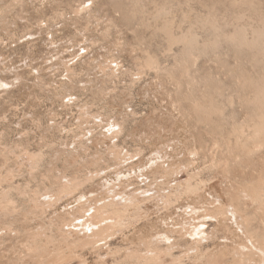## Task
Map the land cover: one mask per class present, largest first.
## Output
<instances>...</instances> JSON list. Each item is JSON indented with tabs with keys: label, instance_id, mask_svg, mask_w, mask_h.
I'll use <instances>...</instances> for the list:
<instances>
[{
	"label": "rangeland",
	"instance_id": "rangeland-1",
	"mask_svg": "<svg viewBox=\"0 0 264 264\" xmlns=\"http://www.w3.org/2000/svg\"><path fill=\"white\" fill-rule=\"evenodd\" d=\"M162 25L174 39L196 36L184 69L183 45ZM240 28L251 42L241 48L230 39ZM261 31L264 0H0V264H138L133 253L165 249L154 243L165 233L177 246L160 264H243L245 236L223 216L207 220L210 240L188 232L194 207L203 215L234 199L264 238V204L248 190L264 189V138H250L264 109ZM186 180L198 193L171 204L155 193ZM143 190L157 214L106 242L66 226L114 192Z\"/></svg>",
	"mask_w": 264,
	"mask_h": 264
},
{
	"label": "bare ground",
	"instance_id": "bare-ground-1",
	"mask_svg": "<svg viewBox=\"0 0 264 264\" xmlns=\"http://www.w3.org/2000/svg\"><path fill=\"white\" fill-rule=\"evenodd\" d=\"M237 1V0H236ZM239 1V0H238ZM163 10V9H162ZM161 11V9L159 10ZM158 13V11H157ZM161 13V12H160ZM159 14V13H158ZM127 15V14H126ZM162 16V15H160ZM127 17V16H126ZM158 17V15L156 16V18ZM251 18V17H250ZM263 19V18H262ZM260 20V19H259ZM209 21V19L207 20ZM171 24V23H170ZM207 24V23H205ZM203 24V25H205ZM163 26V25H162ZM172 26V25H170ZM206 26V25H205ZM214 27V25H213ZM211 27V29L213 28ZM218 28V27H217ZM163 30L165 31L164 29V26H163ZM189 30V29H188ZM188 30H187V33H188ZM213 30V29H212ZM238 30V29H237ZM167 31V33H166ZM166 31L165 33L166 34H171V33H168L170 30H169V26L167 27L166 26ZM191 31V30H190ZM218 31V30H217ZM239 33H236L237 31L234 32L235 35H231V38L232 40L236 41V44L240 45V48H241V45L244 46V44L248 45L249 43H247V40L245 39V37H243L242 33L243 31H241V28L239 29ZM246 31V30H244ZM214 33V31H213ZM253 33V32H252ZM183 34V33H181ZM258 34H260L258 32ZM261 34L262 31H261ZM167 35L168 36V39L170 37V40L172 41V43L174 42H180L182 43L183 45V48L181 50V59L183 61V65H182V68L184 65V63H187L189 61V59H191V57H193V51L196 49L195 46L196 42H195V37H194V34L191 32H189L188 34H184V35H181L178 37V39H176L177 37H175V39L172 37V35ZM245 35V34H244ZM264 35V34H263ZM228 36V35H227ZM230 36V35H229ZM258 36V35H257ZM262 36V35H261ZM173 39H172V38ZM220 37V36H219ZM216 36V38H219ZM225 37V36H223ZM260 36H258L259 38ZM264 37V36H263ZM215 38V41H217ZM221 39V38H219ZM228 39V37L226 38ZM225 39V40H226ZM169 40V41H170ZM261 39L259 38V41ZM171 41L169 43H171ZM214 41V42H215ZM227 41V40H226ZM258 41V43H259ZM263 41V40H262ZM198 42V41H197ZM208 43V41H207ZM205 43L204 41V44H207ZM210 43H212L210 41ZM231 43V42H230ZM261 43V41H260ZM216 44V43H215ZM234 44V43H233ZM202 45V44H201ZM214 45V44H213ZM212 45V47H214ZM235 45V46H237ZM238 45V46H239ZM210 46V45H208ZM232 46V45H231ZM199 48V47H198ZM234 48V47H233ZM236 48V47H235ZM200 49V48H199ZM232 49V47H231ZM238 49V48H237ZM243 50V49H242ZM241 50V51H242ZM197 51V50H196ZM203 51V50H202ZM201 51V52H202ZM239 51V52H241ZM200 52V51H199ZM238 52V50H237ZM238 52V53H239ZM205 53V51H204ZM242 54V53H240ZM177 55H180V54H177ZM180 57V56H179ZM148 65H152L155 64V60H152L153 58H150L148 57ZM174 58H175V55H174ZM195 58V57H193ZM180 59V60H181ZM196 59V58H195ZM147 60V59H146ZM175 60V59H174ZM177 60V59H176ZM179 60V61H180ZM178 61V63H179ZM192 62H193V59H192ZM192 62H190L192 64ZM177 63V62H176ZM181 63H179L181 65ZM188 65V64H187ZM177 66V65H176ZM181 67V66H180ZM185 67V66H184ZM184 69V68H183ZM172 71V70H171ZM180 71V70H179ZM178 71V72H179ZM182 71V69H181ZM170 72V71H169ZM185 72V71H184ZM172 73V72H171ZM186 73V72H185ZM172 75V74H171ZM264 82V80H262ZM261 81V82H262ZM245 83V82H244ZM258 83V81H257ZM213 84V82H212ZM215 85V83H214ZM256 85V83L254 84ZM262 86V85H261ZM246 87V86H245ZM260 88L259 92L262 91L261 90V87H258ZM244 89V88H243ZM192 90V89H191ZM263 93V92H261ZM193 94V93H191ZM247 95V94H246ZM263 95V94H262ZM188 96V95H187ZM191 96V95H190ZM189 96V97H190ZM249 96V95H248ZM184 97V95H183ZM247 97V96H246ZM252 97V96H251ZM249 97V98H251ZM257 97V96H255ZM253 97V98H255ZM185 99V98H184ZM191 99V98H190ZM256 99V98H255ZM258 99V98H257ZM256 99V100H257ZM259 99H263V96L262 98H259ZM258 99V100H259ZM246 100V99H245ZM252 101V100H251ZM264 101V100H263ZM244 102V101H243ZM247 102V101H246ZM245 103V102H244ZM253 103V101H252ZM258 103V102H257ZM261 103H263L261 101ZM195 104V103H194ZM249 104L251 103H248V107H249ZM255 104V103H254ZM260 104V103H259ZM252 105V104H251ZM258 105V104H256ZM254 106V105H253ZM252 106V107H253ZM197 107V106H196ZM211 107V106H210ZM259 107V106H258ZM255 108V106H254ZM253 108V109H254ZM257 108V107H256ZM262 108V109H260ZM207 109V108H206ZM211 109V108H210ZM247 109V108H246ZM252 109V111H253ZM258 109V112L255 116L259 117L260 121L258 123H255V125L253 126V129H252V132L250 133V138L254 139V140H259L261 141L262 139L261 138H264V109H263V106L262 107H259ZM194 110V109H193ZM212 110V109H211ZM249 110V109H248ZM255 110V109H254ZM251 111V113H252ZM196 112V111H195ZM197 114V113H196ZM202 114V113H201ZM199 113V116L201 115ZM210 114V113H209ZM254 114V113H253ZM203 115V114H202ZM198 116V115H197ZM204 118V117H203ZM206 118V117H205ZM204 118V119H205ZM250 128V127H249ZM252 128V127H251ZM250 128V130H251ZM243 128L239 129V131H237L238 133L239 132H243ZM249 131V130H248ZM250 132V131H249ZM117 133V132H116ZM244 133V132H243ZM242 133V134H243ZM118 134V133H117ZM246 135V133H245ZM249 135V134H248ZM240 137V136H239ZM246 138V137H245ZM238 140V139H237ZM240 140V139H239ZM242 140V139H241ZM256 140V141H257ZM251 141V140H249ZM238 143V142H237ZM243 145V144H242ZM35 155V154H34ZM32 155V156H34ZM38 155V154H37ZM122 155V154H121ZM40 154L38 156H34L32 157L31 159L34 161V164L37 165L38 161H40ZM120 156V155H119ZM30 159V158H28ZM122 159V158H121ZM126 159V158H125ZM124 161V160H123ZM119 162V161H118ZM121 162V161H120ZM122 163V162H121ZM33 164V162H32ZM38 166V165H37ZM173 174H175L174 171H165V173L163 174V177L166 178V179H169L170 177L173 176ZM190 179H192L194 177V175H190ZM196 176V175H195ZM75 181V180H74ZM80 181V180H78ZM78 181H75V182H70L71 184H64L63 187L60 186V190L58 191V194L60 195H65L66 193H71L73 192L74 190H76L79 186H80V182ZM192 181V180H191ZM190 180H186L184 182H178V183H175L174 185H170V182H168V188L167 189H163V191H160L159 189L155 192V193H158L159 196L161 195L162 197V200H163V203H167V204H171L173 201L177 202L178 198L181 197V194L182 193H185V194H196L198 193L199 191V183H197L196 185H193V183L191 182ZM64 183V182H63ZM241 183V182H240ZM239 183V184H240ZM242 184V183H241ZM249 185V184H248ZM254 185V184H253ZM253 185H252V188H253ZM247 186V184H246ZM256 186H259V185H256ZM263 186V185H262ZM248 187V186H247ZM244 188V187H243ZM246 188V187H245ZM244 188V189H245ZM249 188V187H248ZM251 188V189H252ZM255 188V189H254ZM254 192L253 189L252 191L250 189H248L252 194L253 198L251 197L250 195V198H252L253 202L252 203H255L254 201H256L257 203L255 204H264V189H257L255 186H254ZM244 189H241L243 192H244ZM247 189V188H246ZM240 190V191H241ZM255 190H258L260 191V193H256ZM149 190H143L141 192H139L140 194H137V193H126V192H114L111 200L109 201H104V202H100L98 204H95L94 206L92 207H88L86 209H83V213L80 217H77V218H73L71 220V223H69V225L65 224L66 226H69V227H72V229H74L73 231L76 232L78 234V236H81L82 235V239H84L85 241H87L88 243H92V244H97V243H100L101 241H105L112 237L115 233H117L118 231H121L123 230L125 227L127 228V225L129 223H137L139 221H144V220H148V218H150L152 215L154 214H157L158 212V208L157 206L156 207H153L154 205H150L149 206H146L145 201L147 200H150L151 199L153 200V197H155L153 194L152 196H149L147 195V192ZM246 191V190H245ZM243 192H240V193H243ZM247 193H249L248 191H246ZM245 192V193H246ZM246 193V195H247ZM259 194V195H258ZM140 195V196H139ZM157 195V194H155ZM241 195V194H239ZM238 195V196H239ZM249 195V194H248ZM237 196V198L239 199V197ZM152 197V198H151ZM245 197H248V196H245ZM245 197H241L242 200L243 198ZM240 198V199H241ZM156 199V198H155ZM157 199H158V195H157ZM156 199V200H157ZM7 200H8V192L7 193H4L1 195V198H0V201L1 203H7ZM80 200V199H79ZM145 200V201H144ZM159 200V199H158ZM234 200V199H233ZM233 200H231V202L228 204V205H219L218 207H216L215 205V209L214 211H211V213H209V210L207 209H204L205 211L203 212L204 214L200 215V212L199 210L195 209V207L192 209L193 212L191 213L193 215V217L196 219L197 222H195L194 224L193 223H190V224H193V226L191 227L190 231H186L188 232V237L191 238V242L192 243H195V244H201L202 241L204 240H207L209 238V233L207 232L208 230V227H206V222L207 220H210V221H214L215 220V223L217 222V224H219V217L223 216V218H225L227 224L231 225V226H235L236 228V231L235 232H240L243 236H245V242L244 244H241L239 245V252H238V255L239 259H241L240 261L244 264V263H249V264H264V238L263 236H258L256 234V231L255 229L253 232L251 229L252 228H249V215L248 213L245 211L244 208H241V206L238 204V203H235ZM251 200V199H250ZM251 200V201H252ZM148 201V202H150ZM214 201V200H213ZM212 201V202H213ZM217 201V200H216ZM220 201V200H218ZM241 201V200H240ZM250 201V202H251ZM238 202V201H237ZM260 202V203H258ZM222 203V201H221ZM81 204V203H80ZM153 204V203H152ZM211 204V203H210ZM213 204V203H212ZM262 204V205H263ZM82 205V204H81ZM246 205V204H245ZM203 207V206H202ZM191 208V207H190ZM190 208H189V214H190ZM198 208V207H197ZM200 209V208H199ZM244 209V210H243ZM191 210V211H192ZM188 211V210H187ZM159 214V213H158ZM187 215V214H186ZM192 217V218H193ZM194 220V219H193ZM224 221V220H223ZM135 223V224H136ZM225 225V224H224ZM227 225V226H228ZM130 226V225H128ZM191 226V225H189ZM230 226V228H231ZM188 228V227H186ZM182 230V229H181ZM186 230V229H185ZM184 230V231H185ZM189 230V229H187ZM120 233V232H119ZM211 233V232H210ZM81 234V235H79ZM167 233L165 234H161V236H158L157 239L154 238V243L156 244L158 241V239L160 240V242L164 243L165 245V249H162V248H159V246L156 248H149L148 250H146L144 254H140V253H133V258H135L137 261H138V264H160V260L158 262V257L160 255L161 252H169L172 248H175V245L177 244V240L174 239L173 242H170V243H166L165 242L167 240H170V237L171 236H168V234L166 235ZM179 234V233H178ZM182 235V233H181ZM185 236V235H184ZM229 236V235H228ZM187 237V238H188ZM210 237H212L210 235ZM183 238V237H182ZM226 238V237H225ZM152 239V238H151ZM176 240V241H175ZM186 240V239H185ZM210 240V238H209ZM172 241V240H171ZM189 241V240H188ZM83 242V241H82ZM225 242V241H224ZM153 243V242H152ZM179 243V242H178ZM239 243V242H238ZM211 244V243H210ZM86 246V245H85ZM163 246V245H162ZM177 246V245H176ZM196 246V245H195ZM198 246V245H197ZM151 247V246H150ZM155 247V246H154ZM197 248V247H196ZM195 248V249H196ZM209 248V247H208ZM193 249V248H191ZM234 249V248H233ZM111 250V249H109ZM120 250V249H119ZM118 249H116V251H119ZM201 250V249H200ZM199 250V251H200ZM227 250V249H226ZM188 251V250H187ZM193 251V250H191ZM210 251V250H209ZM225 251V250H224ZM155 252V253H154ZM236 252V251H235ZM234 252V253H235ZM154 253V254H152ZM192 253V252H191ZM217 253V252H216ZM215 253V254H216ZM223 253V252H222ZM159 254V255H158ZM204 254V253H203ZM213 254V253H211ZM225 254V253H224ZM207 255V254H206ZM179 256V255H177ZM227 256V255H226ZM180 257V256H179ZM190 257V256H189ZM203 257V256H202ZM207 257V256H206ZM198 258V257H197ZM232 258V257H231ZM191 259V258H189ZM234 260V259H233ZM232 261V260H231ZM239 261V262H240ZM235 263V262H233ZM237 263V262H236ZM173 264V263H172Z\"/></svg>",
	"mask_w": 264,
	"mask_h": 264
}]
</instances>
